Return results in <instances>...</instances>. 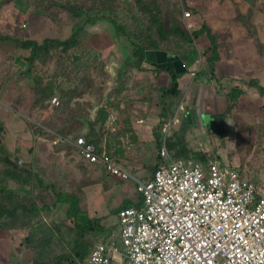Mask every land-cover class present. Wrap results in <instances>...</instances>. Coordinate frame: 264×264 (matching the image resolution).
Returning <instances> with one entry per match:
<instances>
[{"label":"rangeland","instance_id":"1","mask_svg":"<svg viewBox=\"0 0 264 264\" xmlns=\"http://www.w3.org/2000/svg\"><path fill=\"white\" fill-rule=\"evenodd\" d=\"M138 1L0 0V36L37 41L48 36L68 38L78 23L62 11L61 5L68 3L84 11H107L127 28L118 39L110 30L111 23L86 27L80 33L78 47L65 54L53 51L49 56L42 55L30 67L26 63L28 51L10 42L0 43V157L10 155L20 166L33 167L47 186L54 185L56 192L74 194L80 200V215L71 219L67 216L69 205L60 202L54 190L37 184L23 187L19 196L28 197L25 203L42 211L15 221L0 219V264H78L80 252L86 248L90 252L104 240L116 239L120 244L121 227L114 211L125 201L140 202L135 179L149 178L160 163L155 132L164 144L183 134L184 126L187 135L193 127L191 122L202 125L198 111L205 113L204 95L200 104L184 94L163 105L159 91L147 94L140 89L146 76H155L158 69L144 68L138 75L141 77L127 78L130 64L124 58L135 48L136 36L145 42L143 32L149 30L151 38L169 54H182L180 51L193 46L196 63L205 68L202 64H208L210 55L205 51L209 38L203 35L194 44L181 37L162 40ZM141 1L156 5L155 15L167 30L184 29L189 33L199 28L200 15L211 4L210 0ZM218 3L232 14L218 16L225 10L213 11L215 15L203 19H208L213 29L204 24L217 37L221 50L228 52L227 45H232L240 57L255 55L263 64L264 0L213 1L215 7ZM22 14L29 15L26 29L21 25ZM48 14L42 22L43 15ZM216 94L211 101L217 106L211 108L215 111L212 114L226 115L228 128L220 134L202 129L205 142L197 129L191 130L187 139L192 149L206 154V159L198 162L207 166L219 160L239 170L246 180L259 179L264 175V127L249 132L247 122L255 123L264 113H248V101L235 106L228 93L216 90ZM55 98L58 105L53 104ZM80 136L92 141L101 153L111 155L135 179L112 178L100 165L85 161L72 145ZM2 170L3 164L0 176ZM14 183L7 182V187L18 189ZM87 217L101 219L105 231L96 234L85 230L82 223ZM103 226L94 227L98 230Z\"/></svg>","mask_w":264,"mask_h":264},{"label":"built area","instance_id":"2","mask_svg":"<svg viewBox=\"0 0 264 264\" xmlns=\"http://www.w3.org/2000/svg\"><path fill=\"white\" fill-rule=\"evenodd\" d=\"M73 145L111 176L135 179L84 137ZM161 154L170 158L165 145ZM170 161L135 179L144 204L119 212L121 243L99 242L83 264H264V178L256 185L219 161Z\"/></svg>","mask_w":264,"mask_h":264},{"label":"trees","instance_id":"3","mask_svg":"<svg viewBox=\"0 0 264 264\" xmlns=\"http://www.w3.org/2000/svg\"><path fill=\"white\" fill-rule=\"evenodd\" d=\"M140 4V7L142 8V11L144 13H147L150 16V19L152 20V24L156 26V30L158 35L162 40H168V39H177L181 37L185 42L188 44H194V40H198L203 35H206L209 38V41L211 43V48L205 51L207 55H210L208 57V67L211 69L210 72L213 74L214 72V64L216 61L219 60V49H218V42L217 37L212 33L211 29L203 24L199 29H196L193 33H189L184 29H170L167 30L159 18L155 15L156 12H158L156 5H147L146 3H143L141 0L138 1ZM62 11H64L67 16H71L73 20L78 23L75 24V26L72 28L70 36L65 39L56 38V37H44L42 41L37 40H30V39H22L19 37H13L10 35H3L0 36V43L4 42H10L17 46L18 49L23 51H28L29 55L26 59V63H28V67L33 65L38 57L44 55L49 56L53 51H58L62 54L68 53L70 50L75 49L79 46V36L81 31H83L86 27L94 28V26H97L98 24L111 23L110 30L112 31L113 36L120 38L121 34H124L127 32V28L124 27V25L120 24L118 19L115 17H111L108 15L107 11H84L81 10L78 6L68 3L61 5ZM51 13H54L52 11ZM50 13V14H51ZM43 15L42 22H45L48 16L50 15ZM28 14H22L21 15V25L26 29L27 24L30 22ZM144 33V40L140 36H136L137 42L135 44V48L130 50L131 52H127L126 57L128 58V63L130 66L127 67L128 72L129 70L136 69L138 71L145 70L143 68V64L146 60L148 52H156V51H163L167 52L168 50H163L162 47L157 43L156 40H153L151 38V31L143 32ZM145 34H147L145 36ZM126 49L124 48V51ZM170 52V51H169ZM183 52L182 54H171L175 55L176 62L166 66L163 69L157 70L161 71L167 74V76H170V84L168 87H158V91L161 95V104H165L167 101H171L174 99L179 98L182 93L180 90V79L182 76H184L188 70L186 62L189 64L191 62H196L197 59V51L196 49L192 47H187L184 50L180 51ZM186 65L185 68H183V65ZM126 71V70H125ZM154 71L155 76H160V72ZM157 91V93H158ZM239 95V92L233 93L231 96L232 99H235ZM166 111V109H164ZM186 131V127H182L183 134H176V137H171L167 140L166 143H162V139L158 132H155L156 135V141H157V148L159 151V158L160 163L157 167L154 168V172L151 174V176L148 179L153 178L155 172L163 167L171 163L170 159L172 160H205L206 154L203 152H195L191 146L187 142L186 134H184ZM84 137V136H80ZM85 138V137H84ZM86 139V138H85ZM78 137L74 141L77 142ZM88 143L94 144L92 141L87 140ZM73 145V144H72ZM95 145V144H94ZM166 146V150L169 154L168 158L167 156H162L161 150ZM74 146V145H73ZM96 146V145H95ZM75 148V146H74ZM97 148V147H96ZM99 154H103L99 151L97 148ZM109 155V154H107ZM109 157L119 166H122L120 163L117 162L116 159H114L111 155ZM3 164V170L0 176V219L4 217H9L10 221H15L19 217L23 216H37L39 213H41V209L35 206H29L26 203L29 202V198L24 196L20 197L19 193L21 192V189L23 187L26 189L27 187L32 186L33 184H37L38 186L45 188V189H51L54 190V194L56 198L63 203H66L69 205V210L67 212V216L71 219L75 218L78 219L80 215V200L79 197L74 194H65L63 192H56L55 186L50 185L47 186L44 181L40 178V176L35 172L34 168L31 166H20L18 163V159H13L10 155H5L0 157V165ZM99 165V164H94ZM103 170L109 175V172L106 170V168L102 165H100ZM123 167V166H122ZM124 168V167H123ZM125 169V168H124ZM242 174V173H241ZM112 178H117L114 176H111ZM119 180H122L120 178H117ZM132 179V178H130ZM134 180V179H133ZM15 182L14 184H17L19 186L18 189H10L7 186V182ZM126 181V180H123ZM138 191V186H137ZM140 202L138 204L132 203L133 201L128 200L125 201L122 206L114 211L115 214H117L119 217V212L122 209L130 208V207H137L140 208L144 204V198L143 195L138 191ZM26 202V203H25ZM119 221V219H118ZM85 230H94L93 232H104L105 228L102 224L101 219H93L90 217L83 218V223ZM102 225L103 228H100L98 230L95 229V225ZM84 229H81L82 232H84ZM97 234V233H96ZM110 241V240H109ZM102 242V241H101ZM103 242H108L107 240H104ZM94 249V248H93ZM91 250L86 248L83 250V252H80L82 256L78 258V264L85 263L88 258L91 255ZM77 255H79V252H77Z\"/></svg>","mask_w":264,"mask_h":264},{"label":"crops","instance_id":"4","mask_svg":"<svg viewBox=\"0 0 264 264\" xmlns=\"http://www.w3.org/2000/svg\"><path fill=\"white\" fill-rule=\"evenodd\" d=\"M213 1L214 0H210L211 4L208 5L209 11L205 10L204 12L207 13L203 12V14L200 15L202 24H200L199 28L204 24V22H206L208 26L210 25L208 19H203V16L207 18L211 14L215 15L214 13H211L213 11L217 12L220 10H225L223 14H220L218 16L224 14H232L228 8L219 5L220 3H218V6L215 7ZM216 1L218 2V0ZM211 47V43H209L206 49L208 50V48L210 49ZM227 47L230 48V51H222L218 42L219 60L214 64L215 70L213 74L210 72L211 69L208 67V64H202L205 66V68H200V64L196 62H191L189 64L186 62L185 64L187 65V67L185 64L183 65V68L186 67L188 72L180 79V90L182 95L186 94L189 97L193 96L194 101H196L197 104H200L203 101L202 97L204 95L206 104V108L204 110L205 113L203 114L201 110H199L200 112L198 111V114H200L198 119L201 121L202 125H194L195 122H191L193 127H190L191 130L197 129L198 133H200L199 137L202 141H204L203 137L205 136L202 133V129L207 128L211 132L214 131L220 134L219 132H221L222 130L225 132L228 128L226 122L229 120V118L227 117L226 121V115L224 116L223 113L215 115L212 114V112L215 111L213 109L211 110V108L213 106L217 107L214 104L215 102L211 103L212 99L215 100L216 98V90L223 93H228V96L230 98L233 93L239 92V95L235 99L231 98L233 100V105L238 106L243 100H245L248 101V105H246L245 109L246 112L257 114L264 113V63H260V58H258L257 56L249 55L247 53L244 54L242 58L233 50L234 48L232 47V45H227ZM124 59L128 60L126 56ZM176 61L177 60L175 55H171L167 52L149 51L143 64V68H156L160 70ZM140 72L143 71H138L136 69L133 71L129 70L128 76L126 77L129 78L131 77L130 75H135L132 77H141L138 76ZM161 73L162 74L160 76H146V83H141L140 89L146 91L148 94L150 91L157 92L158 87H168L170 84V76H167V74L164 72ZM220 96L221 95H218L217 98L219 99ZM149 100L150 99L148 96V101ZM186 103L189 104V101ZM195 120H197V116H195ZM256 120L258 121H256L255 123L253 121L247 122V128L249 129V132L252 131V128L264 127V115L261 118L260 116H258ZM191 130H188V134H190ZM188 134L186 135L187 138ZM188 139V144L191 145V148H193ZM191 160H194L196 162L201 161L195 159ZM219 163L221 164V161H219ZM222 166L230 168V166L226 165L225 163ZM237 171L241 174L239 170ZM263 178L264 175L262 174L259 179H248L247 181L257 185Z\"/></svg>","mask_w":264,"mask_h":264}]
</instances>
